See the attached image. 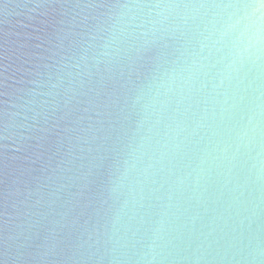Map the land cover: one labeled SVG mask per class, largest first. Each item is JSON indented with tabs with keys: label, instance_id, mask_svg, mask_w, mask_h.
Instances as JSON below:
<instances>
[{
	"label": "clouds",
	"instance_id": "1",
	"mask_svg": "<svg viewBox=\"0 0 264 264\" xmlns=\"http://www.w3.org/2000/svg\"><path fill=\"white\" fill-rule=\"evenodd\" d=\"M83 9L93 10L86 30L45 66L54 71L37 73L0 114V138L23 139L101 71L111 80L148 65L126 93L128 114L115 115L128 126L85 130L92 141L116 133L105 185L113 203L102 224L77 232L66 259L264 264V0H89ZM60 39L63 49L69 37Z\"/></svg>",
	"mask_w": 264,
	"mask_h": 264
},
{
	"label": "water",
	"instance_id": "2",
	"mask_svg": "<svg viewBox=\"0 0 264 264\" xmlns=\"http://www.w3.org/2000/svg\"><path fill=\"white\" fill-rule=\"evenodd\" d=\"M88 2L0 0V114L8 108L4 102L34 87L29 82L37 73L54 71L45 66L67 54L69 40L86 30L82 16L93 13L83 9ZM65 35L69 39L62 49ZM147 71V64L136 66L111 80L101 71L48 123L24 131L26 138H0V264H71L66 257L77 232L103 223L113 203L105 191L112 148L119 145H114L116 133L92 141L85 130L98 127L97 121L107 127L109 120L117 129L121 124L126 128L129 121H116L115 115L121 109L128 114L126 93ZM92 157L104 159L96 161L100 166L87 180L77 178L89 172ZM53 246L55 254L45 255Z\"/></svg>",
	"mask_w": 264,
	"mask_h": 264
}]
</instances>
